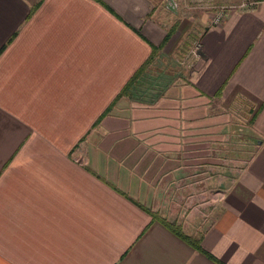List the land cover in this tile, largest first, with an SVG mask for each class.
Returning a JSON list of instances; mask_svg holds the SVG:
<instances>
[{
    "label": "crops",
    "instance_id": "0c3cea01",
    "mask_svg": "<svg viewBox=\"0 0 264 264\" xmlns=\"http://www.w3.org/2000/svg\"><path fill=\"white\" fill-rule=\"evenodd\" d=\"M237 2L0 0V264H264V2L212 23Z\"/></svg>",
    "mask_w": 264,
    "mask_h": 264
},
{
    "label": "trees",
    "instance_id": "16d2710c",
    "mask_svg": "<svg viewBox=\"0 0 264 264\" xmlns=\"http://www.w3.org/2000/svg\"><path fill=\"white\" fill-rule=\"evenodd\" d=\"M155 50L153 48V51L150 55V57L136 70V72L127 80V82L124 84V86L122 87L121 91L119 92V94L114 98V100L111 102V104L107 107V109L105 110V112L103 113V115H106L108 113V111L110 110V108L115 104V102L123 97V96H131L133 95V90L135 85L140 81V79L143 76V73L145 71V69L147 68V66L150 64V62L153 60L154 56H155ZM102 118V117H101ZM100 118V119H101ZM100 121V120H99ZM152 216L153 219H156L158 221H160L164 226H166L171 232H173L175 235L181 237L183 240H185L186 242L192 244L195 247H198L197 242L194 239H191V237L185 235L182 230H181V226L179 224H177L174 221H168L167 219L161 217L159 214H156L154 212H152ZM207 256L209 258H214L213 256H211L210 254L207 253Z\"/></svg>",
    "mask_w": 264,
    "mask_h": 264
},
{
    "label": "rangeland",
    "instance_id": "374dc122",
    "mask_svg": "<svg viewBox=\"0 0 264 264\" xmlns=\"http://www.w3.org/2000/svg\"><path fill=\"white\" fill-rule=\"evenodd\" d=\"M241 1V0H240ZM219 2H222V0H183V4H184V9L182 8V10H180V6H178V8H177V10L175 11V12H173V11H171V10H168V11H170L171 13H176V14H178L179 12H181V11H183V10H188V7L187 6H189V7H194V8H199V9H207L208 10V8L209 9H211L210 7L211 6H214V5H216V4H218ZM180 2H179V0H178V4H179ZM221 4H224V3H221ZM190 33H191V29H190ZM188 34L189 33H187L186 34V37L188 36ZM197 38H199V37H197ZM197 38H194V41L195 40H197ZM194 41H193V43H194ZM193 43H192V45H193ZM192 45H191V48H189L190 49V54L188 55V57H190V56H192V53H191V49H192ZM179 58V60H178V63L177 62H175V63H177V65L178 66H184L186 63H187V60H189V58L185 55V59H184V57L183 56H178ZM155 77V76H154ZM157 77V76H156ZM155 77V78H156ZM156 80H158V79H156ZM251 141H249V142H246V144L247 145H249V143H250ZM216 145H212V147H215ZM240 146H242V148H244V144H240V145H236V147H233L234 149H236V148H241ZM232 148V149H233ZM245 149V148H244ZM238 154V153H237ZM237 154H235V153H231V154H229V158L228 157H226V159H225V161H224V158H222V163L221 164H224V168L227 170L228 168H231V165L232 166H237L238 164H240V162H242V160H235L236 159V157H234V158H232L231 157V155L232 156H237ZM239 155V154H238ZM242 155V154H241ZM242 156H244V155H242ZM240 157V156H239ZM224 168H221V169H219V168H216V177L218 178V171H219V173H220V175H222L221 173H223V170H224Z\"/></svg>",
    "mask_w": 264,
    "mask_h": 264
},
{
    "label": "built area",
    "instance_id": "2783aa9c",
    "mask_svg": "<svg viewBox=\"0 0 264 264\" xmlns=\"http://www.w3.org/2000/svg\"><path fill=\"white\" fill-rule=\"evenodd\" d=\"M258 2H264V0H241L240 2L231 3L229 5L223 4V6H219L217 13L212 19V23H218L221 20V18L224 15L225 8L230 9L231 7H235V6H238L239 8L254 7ZM165 6L168 10L175 12L179 6L178 0H165ZM200 48H201L200 38H197V40L194 41L191 49V53L194 58L199 57Z\"/></svg>",
    "mask_w": 264,
    "mask_h": 264
}]
</instances>
